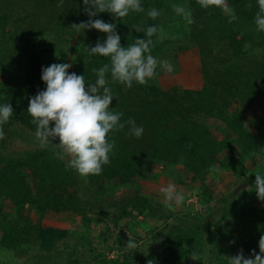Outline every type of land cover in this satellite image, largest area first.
<instances>
[{
    "label": "trees",
    "instance_id": "obj_1",
    "mask_svg": "<svg viewBox=\"0 0 264 264\" xmlns=\"http://www.w3.org/2000/svg\"><path fill=\"white\" fill-rule=\"evenodd\" d=\"M167 2L170 0H143V5L146 10L155 7L162 13L169 8ZM225 3L237 19L230 22L227 11L202 9L197 0H190L189 38L177 47H167L174 45L171 38L170 42L153 37L154 56L167 48L185 56L198 52L194 69L163 73L168 76L163 87L109 84L116 95L110 107L123 113L122 122L134 118L144 133L139 139L129 137L126 127L112 134L116 147L111 163L100 175L87 177L94 194L138 189L148 165L158 163L187 175L178 185L190 189V196L195 197L191 201L201 208L185 215L188 225L165 236L162 251L151 253L154 263L206 264L208 259L209 264H228L231 246H240L246 256L253 249L258 253V241L264 235V208L257 207L264 201L255 192V171L250 165L251 161L261 163L264 171V33L255 30L256 0ZM163 17L160 14L153 20L146 13H131L122 22L101 13L93 19L115 22L121 45L127 47L135 38H145L135 30L137 26L165 28L160 22ZM87 20L82 0H63L62 4L59 0H0V75H9L5 74L6 80L0 84V103H10L14 109L0 139V264H79L78 259H68L76 251L66 240L69 231L51 225L55 214L74 215L81 230H89L88 235L101 222L91 217L99 205L85 200L87 190L79 175L65 169V161L58 158L53 146L18 158L5 157L1 151L10 127L35 133L27 107L29 99L45 88L42 66L68 62L73 64L69 72L94 82L93 69L109 62L89 56L86 50L104 40L106 34L72 27ZM181 22L186 23L182 18ZM258 49L260 56L254 54ZM219 171L239 185L247 184L248 204L241 203L243 193L223 195V189L221 196L214 193L213 180ZM187 198L177 210L185 209ZM107 215L118 227L132 220L147 235L158 229L150 220L169 219L146 196L131 198L120 215ZM219 224L235 243L221 244ZM72 235L81 244L87 242L86 236L82 240L81 234ZM123 238H117V249L106 242L87 263L145 264L138 256L123 254ZM193 250L199 252L198 261L189 256ZM112 252L117 256L112 258Z\"/></svg>",
    "mask_w": 264,
    "mask_h": 264
},
{
    "label": "clouds",
    "instance_id": "obj_2",
    "mask_svg": "<svg viewBox=\"0 0 264 264\" xmlns=\"http://www.w3.org/2000/svg\"><path fill=\"white\" fill-rule=\"evenodd\" d=\"M59 2L62 4L63 0ZM197 3L202 9L215 7L227 11L230 22L237 19L234 10L226 7L225 0H197ZM82 4L88 20L73 24L72 27L77 31L94 29L106 34L104 40H98L86 50L89 56L107 58L109 62L93 69L96 77L94 82L86 81L83 74L69 72L73 64L68 62L42 66L41 80L45 88L29 99L27 113L30 123L35 127L34 140L38 146H53L58 158L65 161L66 170H73L81 178H86L100 175L104 166L111 163L116 147L112 134L126 127L129 137L139 139L144 133L143 126L137 125L134 118L129 117L122 122L123 113L110 107L115 97L110 82L127 88H132L134 83L147 85L157 78L158 72L172 74L175 67L168 59H159L151 54L153 37L165 35L162 27L137 26L135 30L142 32L145 38H135L134 43L125 47L121 45L115 22L93 19L101 13H108L113 21L119 19L123 22L131 13H146L155 20L161 14L157 8L146 10L143 0H82ZM256 6L255 30L264 33V0H256ZM173 11L186 23L192 22L191 11L183 5L174 4ZM13 114L10 103H0V139L5 135L3 126ZM57 140L58 143H55ZM254 186L258 199L264 201V171L255 172ZM159 192L165 206L169 208L184 203V193L177 190L174 183L161 187ZM123 248L126 253H132L137 248V241L130 238ZM258 248V253L253 249L247 257L240 249L236 255L227 257L228 264H264V235L258 241ZM115 253H111L112 258ZM189 256L198 261V250H193ZM148 264L154 262L149 261Z\"/></svg>",
    "mask_w": 264,
    "mask_h": 264
},
{
    "label": "rangeland",
    "instance_id": "obj_3",
    "mask_svg": "<svg viewBox=\"0 0 264 264\" xmlns=\"http://www.w3.org/2000/svg\"><path fill=\"white\" fill-rule=\"evenodd\" d=\"M189 1L190 0H175L170 2H167V5L169 6L168 10L161 13L162 16L166 18L164 20L163 18H160L161 25H165L164 33L165 35L162 37L163 39L172 40L173 44H169L167 47H177V44L181 40H185L189 38V24L182 23L181 18L176 16V14L173 11V5H183L188 10H190L189 7ZM165 23V24H164ZM187 27V28H186ZM174 32V35L170 34L171 31ZM51 40V39H50ZM69 40V39H68ZM170 40V42H171ZM52 41V40H51ZM20 44L18 45V47ZM173 47V48H174ZM167 51H163L156 55L159 59H168L171 61V63L175 67V71L178 73H186L188 70L194 69L192 66L198 61L199 54L198 52H191L190 56H185L183 54H178L176 50L167 48ZM254 54L257 56L261 55V51L258 49L257 51H254ZM192 67V68H191ZM2 73V72H0ZM164 72H158L157 78L154 80L149 81L148 84L153 85L154 87H163L166 85V82L168 80V76L163 74ZM7 78H9V75L4 72V74L0 75V84L4 83ZM199 84V83H198ZM134 83V87H135ZM140 86V85H139ZM142 87V85L140 86ZM9 91L2 95L4 97L7 95ZM116 96V95H115ZM116 98V97H114ZM9 133L6 135V141L7 143L4 146H1V151L3 152V155L5 157L9 158H18L23 157L26 155L28 151H35L37 149H40L41 147L38 146V144L34 140V134L23 130L19 126H12L9 128ZM7 132V131H6ZM14 137H12V136ZM11 136V137H9ZM13 140V141H12ZM64 161V160H63ZM255 161H251L250 165L254 166V171H263V164H256ZM217 177L213 180V186L212 190L217 196H221L220 193L223 195H227L230 192H235L241 185H239V182L236 180L229 179L223 172L219 171L216 174ZM80 177V176H79ZM80 182L83 184V188L87 190L86 198L91 205L93 203H96L99 205V207L94 209V214L91 213V217L99 218L101 222H98V225L94 227V229L90 230L89 235L87 234L89 230L82 231L81 228L82 225L80 222L77 221L74 215L72 214H55V218L52 220L51 225H53L56 228H62L64 230L69 231L70 237L66 238L67 241L71 242L73 245V248L76 249L75 254L73 256H70L68 259L70 261L79 260V264H89L88 261H92L93 257L98 254L100 250H102L104 247H106V242L109 244V246H113L115 249L117 244V238L119 236H123L125 245L126 246L128 240L130 238L135 239L137 241V248L132 253H126L125 249L123 251V254L126 255H134L138 256L139 258L144 259L145 264H148L149 261H151V253L153 252H161L163 249V241L165 236L174 231L177 232L179 229L183 228L184 225H188L190 222L188 220V217H185V215L188 212H192L191 210H199L201 209L198 205H195L191 200H194L195 197L190 196L191 190L182 188L178 185L179 180H186L187 175H182V172L177 168L173 167H167L166 165H161L158 163H152L149 164L147 167V170L145 171V174L142 177V184L141 187L138 189L129 191V190H117L112 191L110 193H104L102 195H95L94 190L90 184V181L88 178H81ZM168 183H174L177 187V190L184 193V196L189 197L187 198V203L185 205L184 210H177V206H174L172 208H169L165 206L164 198L162 194L159 192V189ZM87 188V189H86ZM223 189V191H222ZM247 184L243 188L240 189V191L237 192V194L243 193L241 203L245 206L249 203L248 198V191ZM222 191V192H220ZM134 196H146L150 199L152 204L158 208L159 212L161 214H164L165 216H168V220L164 219H158V220H150L151 224H155L158 226V229L154 233H150L149 235L146 234V231L143 227H135L133 224V221H123L120 227L116 226L107 214L110 215H120L122 209L124 208L125 204L130 201L131 198ZM193 206V207H192ZM257 207L259 209L264 208V202H259L257 204ZM128 209V208H127ZM128 211H132L131 208L128 209ZM203 211V210H202ZM207 213V211H206ZM204 213V214H206ZM90 216V214H89ZM139 220H142V218H139ZM44 222V226H45ZM127 223V224H125ZM222 226V224H219ZM126 226V227H125ZM109 229V230H108ZM75 232V235L81 234L80 238L84 240L85 238L87 242L85 243H79L76 238H73ZM220 237H221V244L224 246L231 245L230 238L225 235V230L223 226L220 230ZM157 235L156 238L153 236ZM84 236H86L84 238ZM130 237V238H129ZM237 240V239H236ZM94 241V243L92 242ZM232 247V246H231ZM229 250L228 256L231 257L237 254V252L242 249L240 246L236 245L233 249ZM120 250V249H119ZM111 254V253H110ZM120 254H122V251L120 250ZM245 256L246 253L244 252ZM114 256H117V253H115ZM60 257V256H59ZM247 257V256H246ZM85 261L83 262L82 260ZM206 264H209L210 262L208 259L206 260ZM5 264H12V263H5ZM158 264V263H154Z\"/></svg>",
    "mask_w": 264,
    "mask_h": 264
},
{
    "label": "water",
    "instance_id": "obj_4",
    "mask_svg": "<svg viewBox=\"0 0 264 264\" xmlns=\"http://www.w3.org/2000/svg\"><path fill=\"white\" fill-rule=\"evenodd\" d=\"M244 186H246L245 183H243V184H242V185L236 190V193H237L238 191H240V189L243 188Z\"/></svg>",
    "mask_w": 264,
    "mask_h": 264
},
{
    "label": "built area",
    "instance_id": "obj_5",
    "mask_svg": "<svg viewBox=\"0 0 264 264\" xmlns=\"http://www.w3.org/2000/svg\"><path fill=\"white\" fill-rule=\"evenodd\" d=\"M195 202L197 203V200H195Z\"/></svg>",
    "mask_w": 264,
    "mask_h": 264
}]
</instances>
